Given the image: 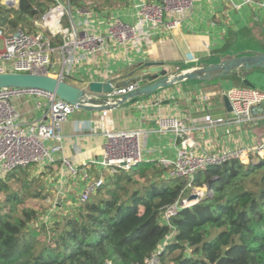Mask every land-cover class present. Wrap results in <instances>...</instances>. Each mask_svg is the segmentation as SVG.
Segmentation results:
<instances>
[{"label":"trees","instance_id":"16d2710c","mask_svg":"<svg viewBox=\"0 0 264 264\" xmlns=\"http://www.w3.org/2000/svg\"><path fill=\"white\" fill-rule=\"evenodd\" d=\"M69 2L76 8L89 4L96 12L127 4ZM52 5V0L0 4V29L6 35L35 32ZM31 167L0 179V264H144L152 255L156 264H264V155L248 165L230 160L195 172L191 188L202 189L203 196L180 207L167 224L163 213L187 183L168 178L170 166L142 161L129 170L104 171L105 183L87 201L68 211L55 206L49 217L25 204L48 197L43 178L51 171L36 176Z\"/></svg>","mask_w":264,"mask_h":264},{"label":"built area","instance_id":"2783aa9c","mask_svg":"<svg viewBox=\"0 0 264 264\" xmlns=\"http://www.w3.org/2000/svg\"><path fill=\"white\" fill-rule=\"evenodd\" d=\"M19 0H0L1 5L15 7ZM53 5L35 23L36 31L23 33L16 31L6 35L0 29V74H32L50 76L68 84L76 67L86 60L105 54L108 42L114 47L125 50H140L149 45L153 37L172 36L179 29L188 11L193 7L194 0H140L133 6L134 14L131 22H124L111 16L105 22V28L99 32L96 23L99 16L87 4L76 8L69 0H52ZM243 5L264 9V0H243ZM58 39V45L53 40ZM60 57L57 64L53 56ZM58 67L57 70H54ZM106 81V80H105ZM111 81V80H110ZM92 82V81H91ZM97 82H104L97 81ZM112 86L117 82L111 81ZM143 83V76L129 81L126 86L114 89L109 96L127 94ZM84 86L80 89H86ZM70 85V84H69ZM21 95H29L36 100L37 108L42 116L36 121H24L12 104V99ZM107 95V96H108ZM231 107L232 124L246 125L252 121L251 108L264 102V93L246 87H232L225 91ZM203 101L207 98L203 97ZM79 110L59 99L54 94L37 90L4 88L0 90V179L15 168L30 165H52L55 156L61 149L59 142L60 126L69 115ZM106 116V111L102 112ZM205 123L213 128L225 121L206 115ZM157 124L161 131L172 130L178 140L176 153L172 162L159 161L164 166H170L168 178L187 180L180 198L163 213V221L167 224L171 216L180 207L190 206L192 202L184 203L185 192L191 190L198 201L203 196L202 189H192L191 179L195 172L211 166H220L230 160H238L248 165L257 162L264 155V138L255 146L238 147L221 152H198L188 137L187 131L176 118H160ZM141 132L106 131L104 155L100 161L85 164L82 179L85 185L78 197V203L87 201L92 193L105 183L103 174L92 176L90 167L94 166L112 173L115 169L129 170L143 160V152L139 138ZM61 167L68 177H76L80 167L75 166L68 158H63ZM168 235L163 245L171 239ZM162 245V246H163ZM157 258L152 255L144 264H156Z\"/></svg>","mask_w":264,"mask_h":264},{"label":"crops","instance_id":"0c3cea01","mask_svg":"<svg viewBox=\"0 0 264 264\" xmlns=\"http://www.w3.org/2000/svg\"><path fill=\"white\" fill-rule=\"evenodd\" d=\"M138 1L140 0H126L125 6L105 8L99 12L93 9L100 19L96 23L97 31L104 30L103 22L111 16L131 22L133 6ZM167 44L174 47L176 53L172 49H161ZM247 44L251 48H247ZM53 45H58L55 39ZM229 48L264 52V9L243 5V0H194L192 9L187 12L181 27L172 36L153 37L150 44L144 45L140 50H125L108 42L107 52L81 62L68 84L83 88L91 81H134L145 64L162 65L167 72H172L173 68L167 64L204 58ZM55 57H58L57 61ZM52 59L57 64L60 57L56 54ZM57 69L58 67L54 68ZM233 80L237 79L216 81L209 85L174 86L124 108L106 111L105 117L100 112L76 110L60 126L61 149L53 163L57 167L53 164L36 166L42 171H51L46 175L45 181H49L55 192L59 194L64 189L67 197L72 198L79 195L85 185L81 167L92 161H100L104 155V133L135 130L141 132L139 143L144 161L166 160L170 163L175 157L178 140L174 131L159 129L157 120L160 118L178 119L198 152H221L255 146L264 138L261 137L264 127L252 129L250 123L238 125L228 122L232 115L224 108L222 93L235 87ZM252 80L264 85L263 77L254 76ZM211 88L216 89L221 102V105L216 103L212 110L209 102L215 94L210 92ZM203 97L207 100L203 101ZM37 102L44 103L45 100H36L29 95L12 99L21 119L30 122L42 116ZM223 113L229 115V119L223 124L213 128L207 126L204 120L206 115L214 119L217 115L223 116ZM63 158L70 159L75 166L80 167L76 177L66 175L60 164ZM103 172L100 168L90 167L92 176ZM61 206L62 203L58 205L59 208Z\"/></svg>","mask_w":264,"mask_h":264},{"label":"water","instance_id":"95a60500","mask_svg":"<svg viewBox=\"0 0 264 264\" xmlns=\"http://www.w3.org/2000/svg\"><path fill=\"white\" fill-rule=\"evenodd\" d=\"M172 72H167L164 66H150L145 64L141 69V75H154L149 83L142 84L135 90L119 96H109L114 89L126 86L129 81H119L114 86L110 80L104 82L92 81L86 89L71 86L63 81L50 76H38L32 74H0V90L4 88L37 90L56 95L70 105L76 106L85 112L111 111L151 97L158 92L174 86L209 85L216 81L237 79L243 87L261 91L264 93V85L253 81L254 76L264 78V52L229 48L226 51L209 55L196 60H182L178 63H170ZM138 77L135 78L137 80ZM264 84V83H263ZM108 95V96H107ZM224 108L228 114L232 113L231 104L222 93ZM251 128L264 127V102L251 108ZM264 136V129L261 137ZM196 196L190 194L184 203H196Z\"/></svg>","mask_w":264,"mask_h":264},{"label":"rangeland","instance_id":"374dc122","mask_svg":"<svg viewBox=\"0 0 264 264\" xmlns=\"http://www.w3.org/2000/svg\"><path fill=\"white\" fill-rule=\"evenodd\" d=\"M0 4H1V2H0ZM1 46H2V44H1V41H0V49H1ZM164 48L165 49H172L176 53V49L174 47L168 45V44L166 46L161 47V49H164ZM247 48H251L250 44H247ZM55 60L57 61L58 57H55ZM138 71H140V70H138ZM137 75H138L137 77L141 78V73L140 74L137 73ZM153 77H155V76L151 75V74L150 75H145V76H143V82L149 83L150 80ZM210 92L215 94V95H213L214 99L212 98L211 101L209 102V107L212 110V108L214 109V107L216 106V103L221 105V102H220V100L217 97V91H216L215 88H211ZM214 119L225 121V120L229 119V115L223 113V116L222 115L221 116L217 115V118H214ZM29 171L37 176L38 174H40V172L42 170L39 169V167H37L36 165H32V167L29 169ZM45 177L46 176H44L43 181H44L46 193L48 194L47 199L46 200L28 199L26 201V203H25L26 206L34 207L38 211H40L42 213V215L44 214V217L45 216L49 217V216H52L53 214H55V209H54L55 206L61 205V203H62L63 209L65 211H68L74 204L77 203L79 195H75V196H72V198H68L67 197L68 195H66L67 193L64 191V189H62V191H60L59 194H58L57 192L54 191V188L51 187L52 185L50 183H48L49 181L48 180H47L48 182L45 181L46 180ZM191 193L192 192L186 193L184 195L185 198L187 199V197ZM203 194H204V191H203Z\"/></svg>","mask_w":264,"mask_h":264}]
</instances>
